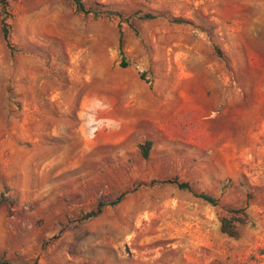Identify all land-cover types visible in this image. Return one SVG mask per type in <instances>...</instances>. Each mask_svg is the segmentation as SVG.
<instances>
[{
  "label": "rangeland",
  "instance_id": "obj_1",
  "mask_svg": "<svg viewBox=\"0 0 264 264\" xmlns=\"http://www.w3.org/2000/svg\"><path fill=\"white\" fill-rule=\"evenodd\" d=\"M5 1L0 264H264V0Z\"/></svg>",
  "mask_w": 264,
  "mask_h": 264
},
{
  "label": "trees",
  "instance_id": "obj_2",
  "mask_svg": "<svg viewBox=\"0 0 264 264\" xmlns=\"http://www.w3.org/2000/svg\"><path fill=\"white\" fill-rule=\"evenodd\" d=\"M71 3L74 6V10L77 13L81 14H88L90 13V10H85L84 6L82 4V0H70ZM0 13H1V21H0V27H1V34L2 38L5 41L6 45L9 47V42H8V24H7V12H6V1L5 0H0ZM96 13V12H93ZM101 14H110V12H102ZM116 16H119L117 13H112ZM144 17L150 18L149 15H145ZM125 64L121 63V67H124ZM149 142H144L139 146L141 150V154L143 157L146 156L147 150L149 148ZM168 182L169 184H173L177 189L179 190H186L188 192H192L190 186L186 182H178L176 179L171 178L169 180H162L160 183H166ZM125 192L120 193L113 201L108 202V203H102L98 202L94 209L88 211L82 216V219H90L95 216H97L104 207L106 206H112L118 203L121 198L124 196ZM192 195L195 198H198L205 203L209 204L210 206H215L216 205V199L213 198L210 195H207L205 193H193ZM4 199V198H1ZM227 215L220 217L219 219V231L221 234L230 237V238H236L237 237V227L239 225H242L246 221V216L244 213V209L242 208H227L226 210Z\"/></svg>",
  "mask_w": 264,
  "mask_h": 264
}]
</instances>
